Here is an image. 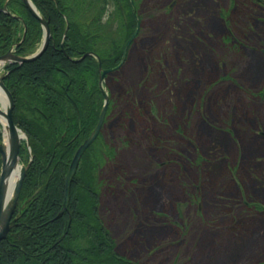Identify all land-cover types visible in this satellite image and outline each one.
<instances>
[{"label":"rangeland","instance_id":"obj_1","mask_svg":"<svg viewBox=\"0 0 264 264\" xmlns=\"http://www.w3.org/2000/svg\"><path fill=\"white\" fill-rule=\"evenodd\" d=\"M90 1L79 22L119 48L126 0ZM134 10L138 33L103 82L101 137L115 158L101 140L95 149L117 252L136 264H264V0Z\"/></svg>","mask_w":264,"mask_h":264},{"label":"trees","instance_id":"obj_2","mask_svg":"<svg viewBox=\"0 0 264 264\" xmlns=\"http://www.w3.org/2000/svg\"><path fill=\"white\" fill-rule=\"evenodd\" d=\"M32 1L48 19L52 37L36 59L6 64L4 83L14 97V119L29 135L33 158L22 182L17 219L0 242V264L118 262L98 216L88 150L71 179L67 208L61 206L69 161L94 126L102 99L97 59L82 55L93 49L101 66L110 68L119 63L123 43L118 48L105 42L93 22L86 26L79 22L90 0ZM4 5L9 13L3 11ZM127 6L129 35L135 21L128 1ZM24 25L25 35L16 45L19 54L29 52L42 28L22 0H0V54L21 40Z\"/></svg>","mask_w":264,"mask_h":264},{"label":"water","instance_id":"obj_3","mask_svg":"<svg viewBox=\"0 0 264 264\" xmlns=\"http://www.w3.org/2000/svg\"><path fill=\"white\" fill-rule=\"evenodd\" d=\"M26 6L29 8V10L40 20V22L44 25L45 29V35L47 37L49 28L47 25V21L42 19L34 10L33 4L29 0H23ZM138 30V23L133 31V33L129 36V38L126 40L124 47H123V52H122V58L121 62H123L125 58V53H126V48L131 42V40L134 38L135 34L137 33ZM45 37V39H46ZM46 45V40L43 43V45L40 47V49L30 55V56H19L11 51L6 52L5 54L0 55V61L3 60H15V61H28L36 58L41 51L44 49ZM89 54V53H87ZM86 54H83V56ZM98 68L100 71L99 75V86L102 90L103 96H104V103L103 106L100 109L98 121L90 133V135L83 140V142L77 147L76 151L73 154V157L69 163L66 175H65V191H64V200H63V207L66 206L67 201H68V195H69V186H70V181L71 177L76 169L77 163L79 161V158L85 148L92 142V140L95 138L97 135L102 121L104 117V113L107 107V102H108V95L106 91L102 87V80L104 79V76L107 72H109L112 68H107V69H102L100 65V61L98 59ZM120 62V63H121ZM0 86L3 88V90L6 92V95L8 97V106L6 107V111H3L0 109V113L5 115L6 121H7V129H8V151L6 147L0 143V153H1V160H2V169L0 172V240L5 238L7 235V231L9 230L10 225L13 223L14 219L10 220L11 214L19 193V189L21 187V182L25 174L26 166H21L18 178L15 181V184L13 186L12 190V195L8 197V189H7V180L8 177L12 174L13 169L16 165L17 162V152H18V146H19V139L21 138V133H19V129L16 127V125L13 122L12 119V108H13V98L10 94V92L7 90V88L4 86L2 82V77L0 76Z\"/></svg>","mask_w":264,"mask_h":264},{"label":"flooded vegetation","instance_id":"obj_4","mask_svg":"<svg viewBox=\"0 0 264 264\" xmlns=\"http://www.w3.org/2000/svg\"><path fill=\"white\" fill-rule=\"evenodd\" d=\"M127 1L128 0H126V4H127ZM34 3V2H33ZM36 6V5H35ZM3 7L4 6H2V9H3ZM37 7V6H36ZM120 8H121V6H120ZM28 9V8H27ZM38 9V8H37ZM123 9V8H122ZM28 11L33 15V17H35L34 16V14L28 9ZM137 13V12H136ZM138 17V16H137ZM36 18V17H35ZM37 19V18H36ZM46 19V18H45ZM128 20V13L126 14V17H125V20ZM38 20V19H37ZM47 20V24H48V27H49V21H48V19H46ZM39 21V20H38ZM39 23H40V21H39ZM40 26H41V23H40ZM51 37H52V35H51V33H50V27H49V32H48V35H47V37H46V45H45V47H44V49L42 50V52H41V54L43 53V51L49 46V42H50V39H51ZM22 39H23V34H22V38H21V40H19L18 42H16L15 44H12L11 46H13V49H14V52L15 53H17V50H16V45L17 44H19L21 41H22ZM45 40H44V42H45ZM42 44H43V35H42V37L40 36V38L37 40V41H34L33 43H32V45L30 46V49H29V52L28 53H26V54H32V53H34V52H37L38 50H39V47H41L42 46ZM53 45V44H52ZM60 49L61 50H63V46H62V44H60ZM91 51H94L93 49L91 50ZM9 63H15V62H9ZM6 64H8V63H6ZM6 64H4L3 66H2V68H1V70H2V82H3V84L5 85V87L9 90V88L6 86V84L4 83V74H5V72L7 71L6 70ZM1 89V88H0ZM2 91V90H1ZM9 92L11 93V91L9 90ZM11 96H12V98H13V100H14V97H13V94L11 93ZM13 110H14V107H13ZM13 110H12V119H13V121L19 126V127H21L24 131H25V133H26V139L24 140V141H22L21 142V144H19V148H18V155H19V158L21 159V161L22 162H26V160H28L29 158H30V155H29V153H28V150H27V146H28V144H30V141H29V135H28V133H27V131L17 122V121H15V119H14V115H13ZM81 119L79 120V126L80 127H82V125H81ZM102 136V135H101ZM86 137V136H85ZM84 137V138H85ZM83 138V139H84ZM82 139V140H83ZM0 140H1V138H0ZM81 140V141H82ZM80 141V140H79ZM80 141V142H81ZM98 140H95V142H93V143H91V145L89 146V149H88V160H89V162H88V173L90 174V176L92 177V179H93V181H92V184H93V187L95 188V191L97 192V194H98V202H97V204L99 203V199H100V195H99V193H98V189H97V185H98V183H97V180H96V178H97V173H98V160H97V157H96V152H95V149H96V147L98 148V145H96V142H97ZM80 142H79V144H80ZM101 143L102 144H106V142L104 141V139H102V137H101ZM107 143H110V142H108V140H107ZM79 144H77V146L79 145ZM76 146V147H77ZM31 148V147H30ZM21 151V152H20ZM32 158H33V155H32ZM27 171V170H26ZM26 174V173H25ZM24 177H25V175H24ZM24 179V178H23ZM23 179H22V182H23ZM21 188H22V183H21V187H20V191H19V195H18V201H19V196H20V192H21ZM16 209H17V206H15V208H14V210H13V213H12V216H11V219H13L14 217L16 218L17 217V215L15 214V212H16ZM65 209V208H64ZM63 210V209H62ZM98 216H99V214H98Z\"/></svg>","mask_w":264,"mask_h":264},{"label":"bare ground","instance_id":"obj_5","mask_svg":"<svg viewBox=\"0 0 264 264\" xmlns=\"http://www.w3.org/2000/svg\"><path fill=\"white\" fill-rule=\"evenodd\" d=\"M0 99L5 103V97H4V94L3 92L1 91L0 89ZM0 122L1 123H5L4 121V116L0 114ZM6 133H7V130L5 129V142H6ZM16 178V174H14L12 177H11V180H10V184H12L13 180Z\"/></svg>","mask_w":264,"mask_h":264}]
</instances>
